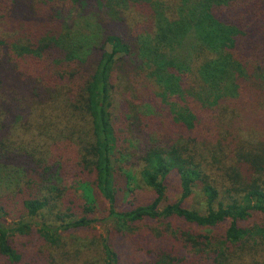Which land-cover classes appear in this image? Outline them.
Instances as JSON below:
<instances>
[{
  "label": "trees",
  "instance_id": "1",
  "mask_svg": "<svg viewBox=\"0 0 264 264\" xmlns=\"http://www.w3.org/2000/svg\"><path fill=\"white\" fill-rule=\"evenodd\" d=\"M125 158L153 193L132 208ZM97 196L113 226L97 264L257 263L264 0H0V264L69 262Z\"/></svg>",
  "mask_w": 264,
  "mask_h": 264
},
{
  "label": "rangeland",
  "instance_id": "2",
  "mask_svg": "<svg viewBox=\"0 0 264 264\" xmlns=\"http://www.w3.org/2000/svg\"><path fill=\"white\" fill-rule=\"evenodd\" d=\"M122 169L117 171V187L120 192L118 197L119 207L120 208H132L141 204H145L152 200L153 193L152 191L143 185L141 182L135 181L130 182L126 174L132 171V174L139 178L137 174L136 161L134 159L125 158L120 164ZM139 166V164H137ZM137 175V176H136ZM70 183V181H69ZM68 184V183H67ZM168 185V196L170 201H175L180 196V182L177 175L172 174L166 181ZM202 203V204H201ZM97 211L96 218L98 222L94 224L91 230H80L78 232L79 236L75 240H67L68 247L67 251H71V258L68 261L65 260V255L62 253V257L59 258V264H97L99 262L100 256V239L102 237L109 236L111 230L113 229L112 222L107 220L109 204L101 197L97 196ZM186 206L201 208L203 206V197L199 192H195L194 195L186 202ZM8 223H12V220L9 218ZM261 223V222H259ZM37 228V227H36ZM35 228V229H36ZM38 229V228H37ZM23 242L32 241L36 246H42L45 244L44 239L37 233L31 232L29 236L21 239ZM120 241V240H119ZM45 246V245H44ZM256 247H253L255 250ZM66 250L64 251V253ZM256 254L252 252L247 254L252 263L257 261L256 264H264V258H261L263 255ZM146 254L151 256H157L160 252L156 250H149ZM241 264L246 262V257L243 260H237Z\"/></svg>",
  "mask_w": 264,
  "mask_h": 264
}]
</instances>
